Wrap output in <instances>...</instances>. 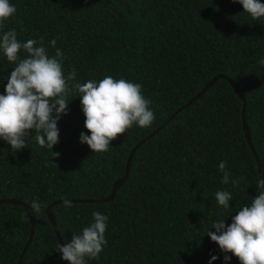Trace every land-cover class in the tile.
I'll list each match as a JSON object with an SVG mask.
<instances>
[{"label": "trees", "instance_id": "1", "mask_svg": "<svg viewBox=\"0 0 264 264\" xmlns=\"http://www.w3.org/2000/svg\"><path fill=\"white\" fill-rule=\"evenodd\" d=\"M10 3L17 11L4 22L0 39L14 29L21 43L34 39L40 46L43 39L50 57L60 49L65 78L73 70L77 74L69 87L106 76L139 83L155 115L151 126L134 124L108 151L94 152L81 142V133H91L80 93L72 90L53 150L35 141L34 130L19 151L0 137V198H18L30 208L34 201L41 204L39 212L31 208L34 232L19 264H70L57 250L59 240L46 212L56 200L50 209L64 245L94 222L93 212L108 217L107 244L98 259L86 257V264H241L207 234L217 231L212 227L219 220L230 225L259 195L261 175L242 126V100L219 77L181 106L218 73L235 80L245 95L246 123L264 169V17L253 19L238 0ZM27 56L24 49L18 53L19 59ZM18 62H9L0 49V94H6ZM172 113L136 148L114 196L99 200L124 174L132 146ZM53 151L61 155L53 158ZM221 161L227 162V184ZM218 191L232 194L229 208L219 205ZM65 201L72 206L65 207ZM30 228L22 204L0 202V264L17 263ZM226 255L231 259L226 261Z\"/></svg>", "mask_w": 264, "mask_h": 264}, {"label": "clouds", "instance_id": "2", "mask_svg": "<svg viewBox=\"0 0 264 264\" xmlns=\"http://www.w3.org/2000/svg\"><path fill=\"white\" fill-rule=\"evenodd\" d=\"M244 12L253 19L264 17V3L259 0H238ZM16 7L10 0H0V29L5 21L16 13ZM34 39L21 43L16 31L3 32L0 49L9 62L19 61L6 85V94H0V137L7 141L13 150L26 147V140L33 136L41 147L53 150L59 142L57 122L68 108L67 96L72 90L80 93L82 109L86 117L85 127L91 133H81V142L86 143L94 152H106L118 135L124 134L134 124L146 128L152 125L155 115L150 109L151 101L142 93V85L126 79L106 76L99 82L89 80L86 83L75 82L69 87V81H75L73 70L65 78L62 70L63 53L56 50L50 57L44 47L43 39L36 46ZM55 47L56 40L51 41ZM24 49L28 56L18 58ZM53 158L59 152H52ZM227 162L219 163L223 173V183L229 182ZM238 183V181H233ZM256 187L259 195L252 199L250 205H244L233 217L230 225L225 219L213 224L217 231L208 232L211 240L216 242L225 253H232L241 264H264V178H258ZM215 198L223 208H229L232 194L218 191ZM65 201V207H71ZM31 208L39 212L41 204L34 201ZM94 222L83 229L82 234H74L66 245L58 244L57 250L62 259L70 264H86L88 259H98L107 244L105 232L108 217L100 212H93ZM219 233V234H217ZM218 257L213 256L212 260ZM231 257L225 256V260Z\"/></svg>", "mask_w": 264, "mask_h": 264}, {"label": "water", "instance_id": "3", "mask_svg": "<svg viewBox=\"0 0 264 264\" xmlns=\"http://www.w3.org/2000/svg\"><path fill=\"white\" fill-rule=\"evenodd\" d=\"M219 77H224L226 78L230 84L232 85V87L234 88L235 92L237 93V95L241 98L242 100V109H241V118H242V126H243V129H244V132H245V136H246V139L249 143V145L251 146L253 152H254V155L256 157V162H257V165H258V169L260 171V175H261V178H264V169H263V166L260 162V159L258 158L257 154L255 153L254 149H253V146H252V142H251V136H250V131H249V128H248V125L246 123V119H245V95H244V92H243V89L242 87L235 81L233 80L232 78H230L229 76L225 75V74H222V73H218L214 76H212L209 80H207L204 84V86L192 97L190 98L189 100H187L181 107L185 106V105H188L189 103H191L194 99H196L205 89H207L217 78ZM181 107H179L178 109H180ZM177 111V110H176ZM176 111L174 113H176ZM174 113H172L170 116H168L155 130H153L152 132H150L147 136H145L144 138H141L138 142H136L132 148L130 149L129 153H128V156H127V159H126V165H125V170H124V174L115 179L113 181V184H112V187H111V190L110 192L100 198L99 200H109L111 199L116 190L119 188V186L125 181V179L127 178V175H128V172H129V168H130V163H131V158L133 156V153L134 151L136 150V148L145 140L147 139L148 137L152 136L154 133H156L160 128H162L167 122L168 120L174 115ZM88 200H91V199H88ZM12 202V203H19V204H22L25 209H26V212L28 214V217L30 219V223H31V228H30V235L27 239V242L20 254V258L18 259L17 263L16 264H19L20 263V260H21V257L24 253V250L26 249L29 241L31 240L32 238V235H33V232H34V221H35V218H34V213L32 211V209L30 208V206H28L23 200H20L18 198H0V202ZM60 200H56L52 203H50L47 207H46V212H47V216L50 220V222L53 224L54 228H55V231H56V234H57V237H58V240H59V243L61 245H64L63 243V240L59 234V231L57 230L56 228V225H55V218H54V215L50 209L51 205L54 204V203H57L59 202Z\"/></svg>", "mask_w": 264, "mask_h": 264}]
</instances>
